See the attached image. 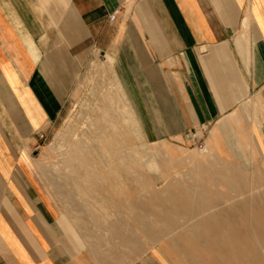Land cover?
<instances>
[{"label":"crops","instance_id":"crops-1","mask_svg":"<svg viewBox=\"0 0 264 264\" xmlns=\"http://www.w3.org/2000/svg\"><path fill=\"white\" fill-rule=\"evenodd\" d=\"M92 63L149 135L264 157V0H0V264H76L32 155Z\"/></svg>","mask_w":264,"mask_h":264},{"label":"rangeland","instance_id":"rangeland-1","mask_svg":"<svg viewBox=\"0 0 264 264\" xmlns=\"http://www.w3.org/2000/svg\"><path fill=\"white\" fill-rule=\"evenodd\" d=\"M116 80L117 77L115 72L111 70L110 65L103 66V69L101 70L96 63H92L91 69L81 73L75 82L74 87L69 92L68 101L65 105V109H63L60 119L55 122L49 134L40 142V146L32 155L36 161V164L39 166L40 175H42L44 178L45 190L49 193L57 213L60 215L61 238L65 240L68 252L73 257L76 264H107L106 262L98 260L96 257L108 255L106 257H109V259L113 256L119 258L122 254H124L125 257L121 258L120 263L116 264H188L186 259H183V257H181L178 253L172 251L171 248L164 249L165 255L168 257L167 260V258L157 250L161 248L160 243H157V245L153 247L154 249H143V251L140 253L131 254V248H129L127 245H121L117 238H113L111 236L105 225L98 223L97 220L95 221V219L92 218V214L94 213L91 212V214L89 213L90 210L86 209V207L84 208V202H82L83 198L76 195L75 193L72 194V199L68 200L65 198L64 193L70 192V183L65 176L68 168H65L62 162L65 156L64 152L71 149L74 146V143H76L77 139H81V141H85L87 143L90 142L93 145L95 144L96 140H103L106 142V144L100 141H97L96 143L98 145L102 144L104 149L108 147L110 148V152L112 151L110 153L107 148L106 150L109 153L107 155V152L105 154V151H103L102 148H98L101 150L99 154L101 153L102 157L104 158L107 157V162L104 160L105 162L102 163V169L105 172L104 176L106 182L105 185L102 183L97 185L99 186V189L97 188L98 191L96 192L98 193L96 196L97 198L91 199L90 202H93L92 204L96 209L94 210L95 212L99 210V204L100 206L104 204L103 207L107 209L109 218L111 220L117 219L120 216L121 218L128 220L130 223H133V220L137 221L139 218H136V215L133 214L134 211L130 210L126 206L121 208L120 212L116 209L117 202L124 204V199L121 196V190H124L128 194L131 193L130 196H132V194L137 195L139 191L140 195H138L140 196V200H142L143 203L153 205L155 207L152 209L151 207L153 206H150V209L153 210L152 212H160L162 210L164 212L165 210H168V206L164 200L162 202L163 198L161 197H163L162 191L168 188L167 186L170 188L172 187L171 185H173L172 189H178L184 184L194 182L196 181V178H194L192 175L191 170L203 171L205 169L209 170L210 167L213 168V176L207 178L204 175L202 178L206 182L212 184L211 189L214 193H220L222 195L220 199L217 200V202L212 204V208L210 209L212 211L219 212L225 207H234V204L237 203V201L247 197L249 198L264 191V157L259 159L253 158L247 153L242 152L237 154L238 156H236L235 160L223 159L212 150L211 139L207 134H197L198 141L189 139L186 134L185 136L181 137H168L155 134L149 135L146 127L137 120L133 105L126 100L124 91L121 87H119L120 85ZM107 92L109 99L116 93L124 97H122L123 102L128 105L129 108H131V111L133 112L132 114L135 116V122H138L136 123V131L129 130L127 128V122L123 118L125 111L121 108L119 110L118 106L120 107V105L118 102V106L117 104H113L112 106L109 102L105 101ZM97 101L101 106H99ZM106 106L111 108V110H109L108 107L105 109ZM98 111L103 113H98ZM94 113L96 115H93ZM109 114L112 115L110 116ZM97 117L99 118L97 119ZM102 118H106L104 120L106 123L102 120ZM99 119L102 122L99 121ZM111 119L113 120L111 121ZM91 121L96 123L94 125L97 126V129H95L96 126L94 128L95 130L90 128ZM108 122L109 125L107 124ZM101 123H103L102 126ZM144 123L148 126V124H146L147 121ZM110 128H113V130L111 129L112 131L107 132V130ZM100 129H102L103 132L99 133V131H102ZM90 130L95 132H93V134L91 133L89 136ZM96 131L98 132V135ZM122 131H127L128 133L132 134H130L129 142L131 143L129 146L134 148H130L131 150L128 148L127 150L129 153L134 152L132 154H135V156H133L135 162L136 160H139L138 164H135L134 168H126L120 163H117L120 160H117L119 158V151H116L117 149L112 145L111 141L107 140V138L110 140L115 133L124 134L125 132L123 133ZM79 135L81 138H78ZM91 135H94L93 137L97 136L96 139L94 138L95 142L92 141L93 138ZM108 142L111 146H107ZM200 143L203 144V148H198ZM111 147H113L112 150ZM73 151H70L69 154H71ZM114 151L116 153H113ZM73 153H75V151ZM111 154L112 157L110 158ZM115 154L116 157H114ZM72 157L73 156H71V158ZM152 160H154V164L157 166L156 169H153V167L155 168L154 164V166L151 165L149 167L148 163H146ZM144 161L146 162L144 163ZM112 165L118 170L119 177L117 179L113 178L110 173V166ZM136 166H138L137 169L135 168ZM70 167L72 168L73 165ZM73 168L75 171H77L76 166ZM88 168L86 167L84 175H86L87 172L92 174V171ZM157 169L159 172L156 171ZM136 170L140 172H137ZM141 173L148 178L150 184L145 183L144 176ZM80 174H78V176L83 177L81 176L82 174ZM55 179H57V181ZM227 182H243L245 185L242 187H235L233 185L234 187L231 189L224 185V183ZM65 184L67 187H65ZM153 185L157 191L162 193V195L155 191V188H152L154 187ZM145 187L148 188L147 191L146 189H143ZM111 191L114 192L111 193ZM99 192L103 193L99 195ZM172 192L174 196H178V194H176L174 191ZM157 194L158 197L159 195L161 196L159 198L160 200L156 198ZM227 197L229 198L228 200ZM155 198L157 200H155ZM98 200L100 201L99 204ZM72 203L73 205L75 203V205L73 206ZM162 204H164L166 208L163 207ZM160 207H162V209H160ZM152 212H150L147 218L155 220V213ZM199 216L200 215H196L195 218H198ZM179 219L181 224L183 222V224H185L187 221L190 222V220L186 218ZM135 233L137 234L136 231ZM190 247L192 249H198L202 253L206 254L205 251H203V249L196 244ZM260 254H262L261 251ZM207 259L210 264H215L214 260L209 258V256ZM184 261H186V263Z\"/></svg>","mask_w":264,"mask_h":264},{"label":"bare ground","instance_id":"bare-ground-1","mask_svg":"<svg viewBox=\"0 0 264 264\" xmlns=\"http://www.w3.org/2000/svg\"><path fill=\"white\" fill-rule=\"evenodd\" d=\"M105 97H106L105 101L109 102L112 106L113 104H117V102L119 103L120 107L117 104L119 110L121 108L122 110L124 109L125 111V115H123V118L127 122V128L129 130L136 131V123L138 122H135V118H134L135 116L132 114L133 112L131 111V108H129L128 105H126L123 102L124 97L116 93L115 95H112L111 98L109 99L108 92ZM97 103L99 104V106H101L98 101ZM102 106H105V105H102ZM107 107L108 106H106L105 109H107ZM109 110H111V108H109ZM98 113H101V112L98 111ZM93 115H96V114L94 113ZM109 115L111 116L112 114H109ZM98 118L99 117H97V119ZM105 119L106 118L104 119L102 118L103 121ZM112 120L113 119H111V121ZM99 121L101 120L99 119ZM94 124L96 123H93V121H91L90 128H92L93 130L97 129V126ZM107 124L109 125V122ZM102 125L103 123H101V126ZM113 128H110L109 130H107V132L112 131ZM93 132L95 131L90 130L89 136L91 133L93 134ZM101 132H103V130L99 131V133ZM130 134L131 133H128L126 131L124 134L122 133L113 134V137L111 138L112 140L111 139L109 140L107 138V140L111 141L112 145L115 146L117 150L115 148L114 149L116 151H119L118 152L119 158L117 160L120 159L119 160L120 162L118 161L117 163H120L122 166L126 168H132V167L134 168L135 164H138L139 162V160H136V162L134 161L133 156H135V154L134 155L132 154L134 152L131 151L132 153H129L127 150L128 148L129 149L134 148V147L129 146L131 143L129 142ZM97 135H98V132H97ZM93 136H92L93 138L92 141L95 142L94 138L96 139L97 136L96 137H93ZM78 138H81L80 135L78 136ZM97 141L98 142L100 141L106 144V142L103 140L102 141L96 140L95 144L93 145L90 142L87 143L85 141H81V139L80 140L77 139L76 143H74V146L71 149L66 150L64 152L65 156L62 162L65 168L66 167L68 168L67 171L65 170L66 171L65 176L68 182L70 183V192L64 193V196L65 198L70 200L73 198L72 194L75 193L76 195L83 198L82 202H84V208L86 207V209L90 210L89 213L91 212L94 213V214L91 213L93 216L91 217L94 218L95 221L97 220L98 223L105 225L107 230L110 232L111 236L113 238L114 237L117 238L118 242L121 243V245H127L129 248H131V254L140 253L143 251V249H148V250L152 249L154 246L157 245V243H160L161 248L157 250L161 254H163V256L167 258V260H168V257L165 255V251H164L165 248H169V249L171 248L172 251L178 253L181 257H183V259H186L188 264H210L207 259L208 256L209 258L214 260L215 264H236V263L261 264V263H264V191H262L261 193L257 195L251 196L249 198L247 197L245 199L237 201V203L234 204V207H231V208L225 207L222 211H219V212L212 211L210 210L212 208V204L214 202H217V200H219L222 195L220 193L219 194L214 193L211 189L212 184L206 182L202 178V176L204 175L207 178L213 176L212 175L213 168H210V167H209L210 171L208 169H205L203 171L191 170V173L194 176V178H196L195 179L196 181L184 184L178 189L176 187H175L176 189H172L173 185H171L172 187L170 188L169 186H167L168 188L162 191L163 195L162 193L157 191V189L153 185L154 187L152 188H155V191L159 192L160 195L163 196L161 197L159 195L158 197V194H157L156 198H158V200H160L159 199L160 197L163 198L162 202L164 200L167 203L169 211L165 210L163 212L162 210L160 212H156V211L152 212L153 210L150 209V206H153V205H148L146 203H143V201L140 200L139 191L137 195L132 194V196H130L131 193L128 194L124 190H121L122 195L121 194L119 195L123 197L124 204L117 202L116 209L119 210L120 212L121 208H123L124 206L128 207L130 210L134 211L133 214L136 215V218H139L137 221L133 220V223H130L128 220H125L121 218L120 216L117 219L111 220L109 218V213L107 212V209L103 207L104 206L103 203H102L103 205L100 206L99 200H98L99 202L97 201L99 204V207H98L99 210L95 212L94 210L96 209L94 208L92 204L93 202L92 201L90 202V200L97 198L96 196L98 193L96 192L99 189V186L97 185L99 183H102L105 185V182H106L105 176H104L105 172L102 169L103 168L102 163L105 162L104 160H106L107 162V159H106L107 157L106 158L102 157L101 153L99 154L101 150H99L98 148H102V150L105 151V154H106L107 150H109L110 152V148H108L107 146H111L109 145V142H108V145L106 146L108 149L106 148L107 149L106 150L103 148L102 144H99V145L96 144ZM112 148L113 147H111V150ZM73 150L75 151V153H73L74 152ZM70 151H73L71 152L72 155L69 154ZM113 153H116V152L114 151ZM108 154L109 153L107 152V155ZM71 156L73 157L71 158ZM111 157H112V154L110 155V158ZM114 157H116V154ZM145 162L146 161H144V163ZM146 163H148V166L150 167L151 165L154 164V160L146 162ZM72 165L73 167L74 166L77 167V171H75L73 167H72L73 169L70 167ZM138 166H136L135 168L137 169ZM86 167L87 168L89 167L88 169L92 171V174H89L87 172L86 175H84V172L86 171L85 170ZM156 168L157 166L155 165V168L153 167V169H156ZM156 171H158V169ZM137 172H140V171H137ZM110 173L113 178L117 179L119 177L118 170L113 165L110 166ZM78 174H80L83 177H79ZM142 175L144 176V174ZM55 180L57 181V179ZM144 181L146 184H150L148 178L145 176H144ZM224 185L227 188L232 189L234 186L242 187L245 184L243 182H234V183L227 182V183H224ZM65 187H67V185ZM143 189L144 190L146 189L147 191L148 188L145 187ZM172 191L178 194V196H174ZM113 192L111 191V193ZM99 193H100L99 195H101V193L103 192H99ZM117 194H118V191H117ZM156 198L155 200H157ZM228 199L229 198L227 197V200ZM153 202H154V199H153ZM162 205L163 207H165L164 204ZM151 208L154 209L155 207L153 206ZM160 209H162V207H160ZM150 212L155 213V216H156L155 220H151L147 218ZM196 215H200V216L198 218H195ZM179 218L189 219L190 222L187 221L185 224H183L184 223L183 222L182 223L183 225H182L180 223ZM135 231L137 232V234L135 233ZM194 244H196L197 246H200L203 249V251H205L206 254L202 253L198 249H195V248L192 249L190 246H193ZM259 250L261 251L262 254H260ZM106 256L108 255H103V256L96 257V258L100 261L106 262L107 264H116V263H120V259L125 257L124 254H122L119 258H116L113 256L112 258L109 259V257H106ZM184 262L186 263V261Z\"/></svg>","mask_w":264,"mask_h":264},{"label":"built area","instance_id":"built-area-1","mask_svg":"<svg viewBox=\"0 0 264 264\" xmlns=\"http://www.w3.org/2000/svg\"><path fill=\"white\" fill-rule=\"evenodd\" d=\"M117 12H118V10L116 9V10H114L110 15H109V18L112 20V19H114L115 18V16H116V14H117ZM197 131H188L187 133H186V136L189 138V139H191V140H197L198 138H197ZM198 141V140H197ZM204 146H203V144H199L198 145V148H203Z\"/></svg>","mask_w":264,"mask_h":264}]
</instances>
